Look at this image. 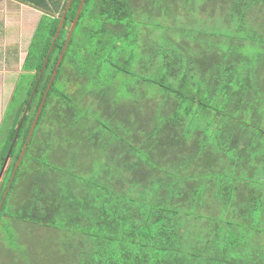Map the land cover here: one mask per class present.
<instances>
[{
	"label": "trees",
	"instance_id": "1",
	"mask_svg": "<svg viewBox=\"0 0 264 264\" xmlns=\"http://www.w3.org/2000/svg\"><path fill=\"white\" fill-rule=\"evenodd\" d=\"M18 1L41 16L0 122V169L48 61L0 220L64 234L59 264H264V47L235 22L250 3L232 0L227 28L195 16L201 0L155 24L129 0H85L49 86L81 0L47 56L68 0Z\"/></svg>",
	"mask_w": 264,
	"mask_h": 264
},
{
	"label": "rangeland",
	"instance_id": "2",
	"mask_svg": "<svg viewBox=\"0 0 264 264\" xmlns=\"http://www.w3.org/2000/svg\"><path fill=\"white\" fill-rule=\"evenodd\" d=\"M132 8H134V13L139 11L146 12L151 15L150 24H155L162 20V16L157 17V15L162 14L170 20L175 16H183L187 18L189 14L185 10L186 0H129ZM255 0H246V3H250L247 11V18L244 22L237 20L235 22H240L237 25L244 24L246 27H249V34L251 37L257 36V32L260 30V23H257L261 16V12H257L253 6ZM232 0H201L198 7L199 10L195 13L197 18L204 19L205 17L212 19H221V24L230 28L235 24L231 23L229 20V7L233 4ZM245 3V4H246ZM255 4V3H254ZM191 4H188L190 7ZM261 8H264L261 7ZM145 16H147L145 14ZM181 16V17H182ZM183 18V19H184ZM182 22V21H181ZM257 23V24H256ZM255 25H258V30L255 28ZM147 36V35H146ZM174 41L179 40V37L171 35ZM238 39L241 40V37L238 36ZM239 40V41H240ZM250 55V53H249ZM7 65L0 59V67L13 68L14 72L12 74L3 76L0 75V82H8V89L0 91V98L7 101L8 97L12 93L13 84L16 81L18 76L19 61L17 58L12 60H6ZM12 62H14L15 67ZM5 106V103L2 104V107ZM261 127L264 130V121L261 124ZM12 197V196H10ZM8 198V202L9 199ZM4 206V212H7L10 203ZM202 211V209H201ZM13 220L8 219L6 216H2L0 220V264H59L60 255L58 251V241L60 238H63L64 234L51 230L46 227H39L29 224L19 225L22 229L14 230L10 224Z\"/></svg>",
	"mask_w": 264,
	"mask_h": 264
},
{
	"label": "crops",
	"instance_id": "3",
	"mask_svg": "<svg viewBox=\"0 0 264 264\" xmlns=\"http://www.w3.org/2000/svg\"><path fill=\"white\" fill-rule=\"evenodd\" d=\"M254 3L253 6L257 7L254 8V10L257 13L260 11L263 12L259 20H257V23H260V27H264V8H261L264 6V0H255ZM40 16V11L18 0H0V59L5 65L8 64L6 60L15 58L20 60L18 76L23 72L21 66L26 56L25 52H27L28 45ZM255 27H258V25H255ZM256 37L257 36H255V40H252L251 43H255L260 46V48H263L264 40L261 39L262 36ZM12 64L15 67L14 62H12ZM11 69L13 68L0 67V75L6 76L12 74L14 71ZM16 81L13 84V89ZM8 85L9 83L6 81L0 82V91L7 90ZM10 96L6 102L0 98V122ZM4 103L5 106L2 107Z\"/></svg>",
	"mask_w": 264,
	"mask_h": 264
},
{
	"label": "water",
	"instance_id": "4",
	"mask_svg": "<svg viewBox=\"0 0 264 264\" xmlns=\"http://www.w3.org/2000/svg\"><path fill=\"white\" fill-rule=\"evenodd\" d=\"M71 1H72V0H68V2H67L66 9H65V11H64V13H63V15H62V17H61V20H60V22H59V25H58V27H57V30H56L55 35H54V37H53V40H52V42H51L50 48H49V50H48V54H46V56L50 54V52H51V50H52V48H53V45H54V43H55V41H56V39H57V37H58V34H59L60 29H61V27H62V24H63V22H64L65 13H66V11L68 10V8H69V6H70V4H71ZM84 1H85V0H81L80 5H79V7H78V10H77V12H76L75 18H74V20H73V22H72V24H71V26H70L69 32H68V34H67V37H66V40H65V43H64V46H63V48H62V52H61V54L58 56L59 58H58V60H57V63H56L55 68H54V71H53V73H52L51 80H50V82H49V86H50L51 81H52V79L54 78V75H55V73H56V70H57V68H58V66H59V64H60V62H61V59H62L61 56H63V53H64V51H65V49H66V46H67V44H68V41H69V39H70V37H71V34H72L73 29H74V27H75V24H76V22H77V20H78V17H79V14H80V12H81V9H82V7H83ZM47 61H48V56L45 58V60H44V62H43V65H42V67H41V69H40V71H39L38 78H37V80H36L35 86H34L32 92H31V95H30V97H29L28 103H27V105H26V107H25V110H24L23 115H22V117H21V119H20V122H19V124H18V126H17L15 136H14V138H13V140H12V143H11V145H10V147H9V150H8V152H7L6 156H5V159H4V161H3V164H2V166H1V169H0V179H1V176H2V173H3L4 169H5V167H6V165H7V162H8V159H9V156H10V153H11V150H12V147H13V145H14L16 139H17V135H18L19 129H20V127H21V125H22V122H23V120H24V117H25V115H26V113H27V111H28V109H29L30 103H31L32 98H33V96H34V94H35V90H36L37 84H38V82H39V80H40V78H41V75H42V73H43L45 67H46ZM49 86H48V88H49ZM48 88H47V90H48ZM43 102H44V98H43V100L41 101V103H40V105H39V108H38L37 113H36V115H35V118H34V121H33V123H32V126H31V128H30V130H29V133H28L27 138H26V140H25V143H24V145H23V147H22V150H21V152H20V155H19V157H18V159H17V161H16V164H15V166H14V170H13L12 175H11V178H10L8 184H7V187H6V189H5V192H4V194H3V196H2V199H1V201H0V208L2 207V204H3V202H4V200H5L6 196H7V193H8L9 188H10L11 181H12L14 175H15V172H16V170H17V168H18V166H19V163H20V161H21V158H22V156H23V154H24V151H25V148H26L27 142L29 141V139H30V137H31V134H32V132H33V129H34V126H35V123H36L37 117H38V115H39V113H40V110H41V108H42Z\"/></svg>",
	"mask_w": 264,
	"mask_h": 264
}]
</instances>
